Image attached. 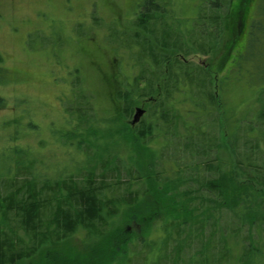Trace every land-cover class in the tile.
Segmentation results:
<instances>
[{"label": "trees", "instance_id": "trees-1", "mask_svg": "<svg viewBox=\"0 0 264 264\" xmlns=\"http://www.w3.org/2000/svg\"><path fill=\"white\" fill-rule=\"evenodd\" d=\"M247 1L252 7L254 0ZM243 2L202 0L197 18L183 31L172 9L173 0H147L133 20L134 30L113 29L116 40L123 37L120 45H115V68L121 69L116 79L124 80L112 92L114 117L109 119L108 129L98 124L103 130L96 131L94 126L99 118L93 95L84 88L78 89L71 102L78 101L79 107L67 105L66 115L74 122V135L82 136L78 149L84 147L87 155L84 170L54 181L37 174L31 161L18 160L13 175L11 168H7L11 177L0 176V264H120L124 255L128 257L126 245H133L132 240L120 233V225L129 219L138 221L140 204L146 197L157 194L170 207L182 205V214L169 211L166 203L164 211L161 210L163 217H167L162 222L163 251L172 241L176 242L172 264L183 263L180 256L185 248L191 241L201 244L206 229L212 232L202 244L198 258H203L199 264L208 259L213 264H264V243L255 240L240 252L237 243L228 244L223 227L216 226L214 220L217 211H226L225 216H231V225L225 226L232 231L229 240L236 239L245 226L264 231V193L235 191L234 194L236 185L232 177V157H235L240 175L264 187V166L253 158L255 150L264 151V103L251 117L246 115L229 125L227 136L236 142L241 122L256 123L247 133L249 141L244 145L249 154L245 160L237 159L235 146L230 144L228 149L219 143V140L224 143L223 135L219 131L216 138L211 133L213 122H198L213 113L222 114L225 103L219 98L230 88L229 81L240 79L244 72L249 88L262 86L258 91L262 100L264 21L262 16L241 17ZM243 38H248L247 44H241ZM121 49L131 56L118 52ZM219 51L224 53L223 75L217 71L220 65L214 69L207 61L195 63L189 58L214 56ZM1 71L5 69L0 67ZM255 77H260V81H255ZM77 80L81 82L82 78ZM214 81L216 92L212 90ZM4 108L6 100L0 97V110ZM252 133L256 136H251ZM98 136L102 138L101 144L95 140ZM176 138L184 141V145H177ZM173 142L186 156L175 155L160 164V153L151 145L162 144L166 149ZM119 144L126 147L125 157L111 155L110 148ZM148 149L157 159L152 165L144 156V152L149 154ZM214 150L216 156L211 159ZM189 157L194 159H189L194 170L202 168L205 173L217 169L221 174L209 179L201 177L199 186L194 188L190 185L194 178L185 177L179 161ZM164 165L168 167L166 175L157 171ZM164 193L169 196H161ZM172 196L178 197L172 201ZM171 213L175 218H171ZM75 238L86 248L82 256L66 249L69 240ZM144 238L141 243L147 251L155 243L148 236ZM62 247L65 250L59 251ZM96 247H102L99 260H89ZM161 261V257L156 260L159 264Z\"/></svg>", "mask_w": 264, "mask_h": 264}, {"label": "rangeland", "instance_id": "rangeland-1", "mask_svg": "<svg viewBox=\"0 0 264 264\" xmlns=\"http://www.w3.org/2000/svg\"><path fill=\"white\" fill-rule=\"evenodd\" d=\"M146 1L0 0V67L5 69V72L1 71L0 73V79H2L0 80V97L4 98L7 104V108L0 110V176L2 178L11 177L7 173L8 167L11 168L12 175L16 172V170L14 171L15 162L18 160L31 161L37 174L54 181L63 179L67 175H78L84 170L87 155L83 151L84 147L78 149V142L82 139L79 137L82 136L74 135V122L66 115V106L73 105L75 109L78 108V101L74 103L71 101L74 94L78 93L77 90L84 88L85 92L93 95V106H95V113L99 118L94 129L97 131L107 127L109 119H112L115 113L114 106L111 105L114 100L113 89L124 83L123 78L116 79V73H120L121 69L115 68V45H120L123 37L120 36L116 40L117 35L113 29L121 32L134 30L133 20ZM231 1L235 2V0ZM200 2L202 0H173L172 9L175 16L180 19L183 31L189 29L190 22L197 18ZM241 6V17L260 19L262 16L261 19L264 21V0H254L252 7L249 6L247 0H244ZM260 9L263 11L258 14ZM113 35L115 36L113 37ZM247 42L248 38L245 40L243 38L241 44H247ZM118 52L125 53L127 57L131 56V53L123 49ZM223 55L224 53L219 51L214 56H190L189 58L195 63H206L207 61L212 64L214 69L219 68L220 65L217 71L223 75L221 73L225 67L221 62ZM78 77L82 78L83 82L79 80L75 82ZM238 80L237 78L230 80L228 83L230 88H226L222 98H219L221 103H225V108L222 106V114L219 116L217 113H213L208 117L199 118L198 122H213L211 133L216 138L223 135L224 143L220 140L219 143L227 146L228 149L230 144L232 147L235 146L238 148L239 154L237 159L245 160L249 154V149H246L244 145L249 141L247 133L250 127L255 126L256 123L252 125L250 122L240 121L236 142L227 136L230 131L229 125L231 126V122L233 123L236 119L244 118L246 115L251 117L254 111H258L260 105L264 103V91L260 101L258 91L262 86H258L257 89L249 88L247 85L248 76L245 72ZM254 80L259 82L260 77H255ZM74 82L75 85L78 84L77 87L73 85ZM81 83L83 86L80 85ZM142 87L144 88V85ZM212 90L215 92L217 90L215 81ZM98 124L102 128L98 127ZM112 133L115 132L112 131ZM255 134L252 133L251 136L255 137ZM262 135H264V130ZM86 137L89 138V135ZM89 139L91 140V138ZM95 140L97 144H101L102 138L98 136ZM104 141H107V138ZM175 142L179 146L184 145V141L180 138H176ZM254 142L256 140H252V143ZM177 145L173 142L166 149H163L162 144H152L151 147L158 149L159 163L163 164L171 160V157L175 158V155L186 156ZM125 148L121 144L115 145L112 149L110 148L111 155L125 157L127 154ZM262 148L264 149V144H262ZM148 151L149 154L144 152V156L147 158L145 160L146 162L150 160L152 165L157 159H154L149 149ZM89 152L95 153V151ZM21 155H23L22 158H19ZM215 156L214 150L209 158L213 159ZM232 158V177L236 185L234 190L232 189L234 194H236L235 191L264 193V187L249 182L240 175L237 170L236 158ZM253 158L264 166V151L262 149L255 150ZM189 159L194 160L189 157L188 160L179 161H181L180 166L184 170L185 177L194 178L193 182H190L194 188L199 186L201 177L209 179L221 174V171L217 169H213L212 172L207 170L205 173L202 168L194 170L195 167ZM10 165L12 166L10 167ZM166 167V165L161 166L157 171H162L166 175L167 173L164 172L168 168ZM195 180L198 181L195 182ZM186 187L187 185L183 187V190ZM180 189L182 190V188ZM174 191L171 192L174 193ZM161 196H169V194L164 193ZM156 197L148 196L140 204L139 212L136 214L138 221L129 219L120 225V233L132 240L133 244L126 245L128 257L124 255L120 264H123L121 262L159 264L156 262L159 257L162 258L161 264H172L176 242L172 241L163 251L161 244L164 237H162V222L167 217H163L161 210L166 203V208L170 209L169 211L182 214V205L179 208H173L167 201L161 200L158 194ZM177 197L172 196L171 200L175 201ZM172 213L171 218L173 219L175 217ZM217 213H215L217 215L214 214L216 226L223 227L228 244L232 246L237 243L238 251L241 252L242 249L249 247L255 240L264 243V231L262 233L261 230L256 231L255 228L250 230L248 226L243 228L236 239L229 240L231 237L229 233L232 231L226 229L225 226L231 225L229 223L231 216L228 217V214L225 216L226 211H217ZM133 216L134 214H132ZM239 225L237 224V226ZM211 232L210 229H206L202 233L204 243L205 238ZM216 233L217 239L219 232L216 231ZM145 236H148L149 241L155 243L147 251L141 243ZM203 242L199 244V241L197 243L191 241L180 256L182 264H199L202 261L203 257L198 258V254L202 253ZM84 248L79 239L75 238L69 240L66 249L74 252L72 253L74 255L82 256L84 253L81 252L86 249ZM101 248L96 247L94 250L96 253L92 252L90 254L92 259L89 260H99L102 254ZM103 249L105 248L103 247ZM62 250H65V247L59 248V251ZM234 252L237 253V251ZM191 259H195V261L190 262ZM31 264L36 263L32 262ZM204 264L213 263L208 259Z\"/></svg>", "mask_w": 264, "mask_h": 264}]
</instances>
